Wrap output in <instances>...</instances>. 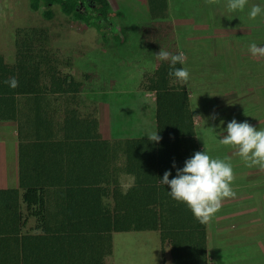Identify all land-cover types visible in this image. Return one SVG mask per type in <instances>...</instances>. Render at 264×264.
Instances as JSON below:
<instances>
[{"label":"trees","instance_id":"1","mask_svg":"<svg viewBox=\"0 0 264 264\" xmlns=\"http://www.w3.org/2000/svg\"><path fill=\"white\" fill-rule=\"evenodd\" d=\"M56 4L94 26L102 40L126 39L113 19L123 13L110 0H30L46 18ZM138 30L152 49L144 87L155 93L158 142L106 138L96 112L83 110L82 96L116 89L117 77L97 61L87 63L83 79L64 72L43 30L19 35L14 62L0 52V121L17 123L19 175V186L0 188V264H107L114 233L131 230L157 231L173 264H209L208 222L161 182L200 151L188 84L169 76L170 61L156 56L162 48L182 52L176 24L169 16L153 18ZM12 77L16 88L4 83ZM123 175L134 177L131 186L124 187ZM30 218L35 224L28 229Z\"/></svg>","mask_w":264,"mask_h":264},{"label":"rangeland","instance_id":"2","mask_svg":"<svg viewBox=\"0 0 264 264\" xmlns=\"http://www.w3.org/2000/svg\"><path fill=\"white\" fill-rule=\"evenodd\" d=\"M110 1L115 10L123 13L113 19L126 34L124 41H116L112 36L109 41L102 40L94 26L66 15L57 4L53 6V17L46 18L41 10L31 8L30 0H0V52L8 62H14L19 35L35 33L37 29L44 31L43 43L64 72L83 79L87 63L97 61L105 73L117 77L118 87L112 91L84 93L82 108L85 112H96L103 104L106 132L125 130L127 133L123 134L131 135L154 119L150 105L155 94L144 87V72L149 69L152 49L141 44L138 25L169 16L174 19L184 43L185 65L190 71L187 83L194 89L196 100L203 99L214 107L218 98L220 105H230L235 110L246 97L249 110L260 111L263 107L264 56H253L249 45L255 42L264 47V16L252 20L248 13L252 5L264 7V0H248L242 12H230L227 0H217L215 4L207 0ZM230 96L237 98L227 103ZM241 120L248 121L245 114ZM257 126L264 128V116ZM214 128L209 125L210 133ZM208 147L205 151H209V155L226 157L228 146L219 142L215 147L212 143ZM260 171L257 167L252 172L259 174ZM249 189L255 194L254 198L249 197L234 209L239 217L242 214L239 220L230 217L221 226V235L217 230L218 236H213L215 251L221 253L217 260L212 258L211 264H264V207L256 196L255 184ZM260 190L263 195L264 188ZM219 214L222 217L230 215ZM213 227L216 230L219 226L214 223ZM107 264L173 262L170 245H162L157 231L131 230L114 233V251L108 256Z\"/></svg>","mask_w":264,"mask_h":264},{"label":"clouds","instance_id":"3","mask_svg":"<svg viewBox=\"0 0 264 264\" xmlns=\"http://www.w3.org/2000/svg\"><path fill=\"white\" fill-rule=\"evenodd\" d=\"M207 2L215 4L217 0ZM247 4L248 0H227L230 12H242ZM248 15L252 20L264 16V7L252 5ZM249 51L253 56H264V47L258 46L255 42L249 45ZM156 56L159 60L170 61L169 76H174L185 84L189 81V69L176 67L177 64L186 63L187 57L183 52L172 54L162 48ZM4 83L11 88L19 86V81L15 77ZM226 133L220 139L221 144L236 148L247 167H259L264 170V128L257 129L247 121L237 122L233 119L227 123ZM148 138L156 142L161 139L158 132L151 133ZM173 167H176L175 162ZM170 176L171 171H166L161 182L170 186L171 197L186 204L201 223L209 222L222 209L225 199L236 196L232 187L236 176L230 157H213L207 151H197L185 161L182 169L177 168L174 178L169 179Z\"/></svg>","mask_w":264,"mask_h":264},{"label":"crops","instance_id":"4","mask_svg":"<svg viewBox=\"0 0 264 264\" xmlns=\"http://www.w3.org/2000/svg\"><path fill=\"white\" fill-rule=\"evenodd\" d=\"M177 28V26H176ZM178 31V30H177ZM179 40L182 44V52H183V44L182 39ZM184 53V52H183ZM149 58V57H148ZM150 68L153 64L151 59L149 58ZM188 84V83H187ZM188 84V89L191 96V105L192 110L194 112L196 127H197V139L200 145V151H205V148H209L208 146L212 143L213 147L220 142V139L223 138V135H226L227 123L235 119L237 122H242L243 114H245V118L248 119L247 122L255 126L259 129L258 120L262 119L264 116V103L263 107L260 111L249 110L248 106L245 104L247 99L243 97L240 102V106L238 109H233L230 105H226L227 107H223L220 105V99H216L217 105H210L206 103V101L196 100L195 91L193 92V88ZM152 92V91H151ZM154 93V92H152ZM155 94V93H154ZM237 97H228L227 103L232 100H235ZM241 98V97H240ZM208 99V98H207ZM230 99V100H229ZM249 100V98H248ZM209 101V100H208ZM252 102V100H249ZM264 101V98H263ZM150 113L154 116L153 122L148 124L146 127L139 128L134 134H123L127 133L125 130L123 132H114L113 129L110 132H106L107 122H106V112L104 111L105 107L102 104L99 109L96 110V115L100 120V131L102 134L109 139L115 138H125V137H139V136H149L151 133L156 132V121H155V97L153 103H151ZM228 106L230 108L228 109ZM115 112H118V109H115ZM113 117V114H112ZM250 119V120H249ZM217 121L219 124L217 125ZM216 124V125H211ZM209 125L215 127L210 133ZM261 126L260 128H262ZM9 130V131H8ZM201 130V134H200ZM201 135V139H200ZM18 133H17V123L15 121H0V188L4 187H12L19 186V175H18ZM217 142V143H216ZM209 154V151H207ZM226 157L231 158V163L235 170V180L232 184L234 191L236 192L235 198L225 199L223 202V209H221L209 222H208V240H209V255L210 261L212 258L217 260L218 255H220V251H215V243L212 239L214 235L219 236L223 230V225H225V221H229L230 217L233 220H239L237 212L234 209L237 206H242L244 201H248V198H254L255 194L249 192V187L251 184H255L256 188V196L262 201V206L264 207V191L262 195V191L260 187L264 188V170L261 169L260 173H253V169L257 167H247L242 158L238 155V150L232 146H228V150L226 151ZM134 181V177L131 175H123L122 182L124 183V187H129ZM253 188V187H252ZM250 193V195H249ZM243 202V203H242ZM23 210L26 211L25 204H23ZM219 213L230 214L228 217H222ZM220 220V221H219ZM264 223V219H262ZM214 223L219 226L214 230ZM35 224V219L30 218L28 223V229H31ZM222 226V227H221ZM217 230L219 232H217ZM171 255V254H170ZM108 260V258H107ZM211 264V263H210Z\"/></svg>","mask_w":264,"mask_h":264}]
</instances>
